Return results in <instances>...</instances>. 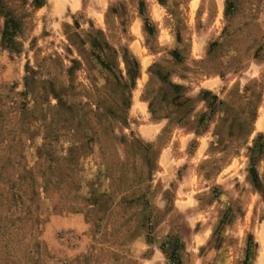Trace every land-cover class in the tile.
Here are the masks:
<instances>
[{"label": "rangeland", "instance_id": "1", "mask_svg": "<svg viewBox=\"0 0 264 264\" xmlns=\"http://www.w3.org/2000/svg\"><path fill=\"white\" fill-rule=\"evenodd\" d=\"M176 258L264 264V0H0V264Z\"/></svg>", "mask_w": 264, "mask_h": 264}, {"label": "trees", "instance_id": "2", "mask_svg": "<svg viewBox=\"0 0 264 264\" xmlns=\"http://www.w3.org/2000/svg\"><path fill=\"white\" fill-rule=\"evenodd\" d=\"M160 2L163 0H159ZM38 6H41L42 3L37 2ZM20 31L19 23L9 15L7 16V20L5 22L4 27V35H3V44L6 48H8L11 51H15L17 47V42L15 38L17 37L18 33ZM255 181H257V176L255 170L253 171ZM173 264H181L180 260L177 258L173 260Z\"/></svg>", "mask_w": 264, "mask_h": 264}]
</instances>
